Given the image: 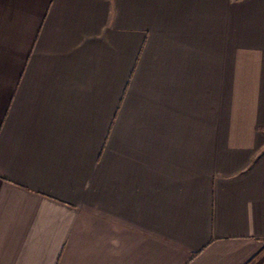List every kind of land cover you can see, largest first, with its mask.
<instances>
[{
  "label": "crops",
  "instance_id": "0c3cea01",
  "mask_svg": "<svg viewBox=\"0 0 264 264\" xmlns=\"http://www.w3.org/2000/svg\"><path fill=\"white\" fill-rule=\"evenodd\" d=\"M0 264H264V0H0Z\"/></svg>",
  "mask_w": 264,
  "mask_h": 264
}]
</instances>
